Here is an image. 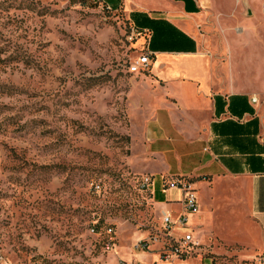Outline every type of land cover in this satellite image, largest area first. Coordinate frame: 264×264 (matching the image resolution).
Here are the masks:
<instances>
[{
	"label": "rangeland",
	"instance_id": "rangeland-1",
	"mask_svg": "<svg viewBox=\"0 0 264 264\" xmlns=\"http://www.w3.org/2000/svg\"><path fill=\"white\" fill-rule=\"evenodd\" d=\"M133 27L103 0H0V264L160 254L161 243L134 248L162 217L128 108L129 82L143 74L129 70L143 52ZM176 177L156 178V190ZM226 215H215L220 238L199 233L215 264L225 252L258 256L229 241Z\"/></svg>",
	"mask_w": 264,
	"mask_h": 264
},
{
	"label": "crops",
	"instance_id": "crops-1",
	"mask_svg": "<svg viewBox=\"0 0 264 264\" xmlns=\"http://www.w3.org/2000/svg\"><path fill=\"white\" fill-rule=\"evenodd\" d=\"M103 1L145 33L137 43L151 54V70L129 82L128 99L132 126L144 131L145 168L160 179L189 178L200 205L174 232L200 242L192 255L166 261L131 250L126 261L215 264L200 234L206 244L220 238L214 219L224 211L229 241L258 253L225 252V264H264V0ZM156 178L160 212L177 219L181 193L156 190Z\"/></svg>",
	"mask_w": 264,
	"mask_h": 264
},
{
	"label": "built area",
	"instance_id": "built-area-1",
	"mask_svg": "<svg viewBox=\"0 0 264 264\" xmlns=\"http://www.w3.org/2000/svg\"><path fill=\"white\" fill-rule=\"evenodd\" d=\"M136 27H133L130 40L134 39L135 35H144ZM152 67L151 54L147 51H143L137 60L131 62L129 70L132 73H148ZM148 185L155 186L153 178H146ZM168 187L164 190H177L181 193V203L183 207V213L177 218L172 217L171 212L163 210L161 212L162 228L159 233L151 235L148 240H140L134 244L136 250H147L153 243H161L160 259L166 261H174L186 258L188 255H192L194 250L200 247V242L196 240L191 232L184 231L180 237H176L174 232L176 230L183 231L188 227L189 215L198 214L200 211V205L198 201L197 188L194 183L186 177H176L168 181ZM112 230V229H111ZM264 261V256L261 258ZM124 264H134L125 262ZM191 264H203L191 263Z\"/></svg>",
	"mask_w": 264,
	"mask_h": 264
},
{
	"label": "trees",
	"instance_id": "trees-1",
	"mask_svg": "<svg viewBox=\"0 0 264 264\" xmlns=\"http://www.w3.org/2000/svg\"><path fill=\"white\" fill-rule=\"evenodd\" d=\"M105 3V2H104ZM106 4V3H105ZM159 181V180H158ZM155 198L157 201H163L162 198H160L156 193L154 194Z\"/></svg>",
	"mask_w": 264,
	"mask_h": 264
}]
</instances>
